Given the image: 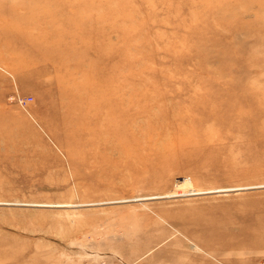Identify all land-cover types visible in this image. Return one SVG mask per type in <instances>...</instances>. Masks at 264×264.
<instances>
[{
  "label": "rangeland",
  "instance_id": "rangeland-1",
  "mask_svg": "<svg viewBox=\"0 0 264 264\" xmlns=\"http://www.w3.org/2000/svg\"><path fill=\"white\" fill-rule=\"evenodd\" d=\"M264 264V0H0V264Z\"/></svg>",
  "mask_w": 264,
  "mask_h": 264
},
{
  "label": "built area",
  "instance_id": "built-area-1",
  "mask_svg": "<svg viewBox=\"0 0 264 264\" xmlns=\"http://www.w3.org/2000/svg\"><path fill=\"white\" fill-rule=\"evenodd\" d=\"M97 264H113V263L106 260L105 258L101 257V258H99Z\"/></svg>",
  "mask_w": 264,
  "mask_h": 264
}]
</instances>
